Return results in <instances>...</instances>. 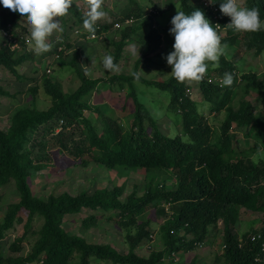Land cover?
I'll return each instance as SVG.
<instances>
[{
	"label": "trees",
	"instance_id": "obj_1",
	"mask_svg": "<svg viewBox=\"0 0 264 264\" xmlns=\"http://www.w3.org/2000/svg\"><path fill=\"white\" fill-rule=\"evenodd\" d=\"M213 2L215 4L209 0H172L168 10L153 6L147 12L137 1L127 0L121 16L113 17L111 23L103 28L97 22L92 28H85L83 20L86 15L72 3L65 16L61 17V38L51 36V48L40 54L41 57L27 49L24 36L30 33L27 25L20 23L23 18L8 11L0 15V34L5 35L0 45V69L25 80L26 77L20 75L18 66L26 61H36L40 65H34L32 73L39 75L41 69L43 71L53 65V61L46 62L45 57L56 56L58 65L75 68L82 82L75 93L66 94L56 80V75L44 70L43 77H34L33 81L40 80L44 92L52 100L50 110L22 111L14 132L10 136L0 133V163L5 165L3 173L0 171V184L15 169L14 176L24 195L23 202L0 224V240L3 233L13 225L15 215L22 206L27 211L28 221L35 214L41 215L45 220L42 236L32 254L26 258L11 259L5 258L0 252V264H68V259L74 253L79 255V264H91L93 258L99 262L112 261L113 264H166L167 261L175 264L177 255L196 252L207 247L209 242L213 244L209 230L213 226L217 231L219 221L225 227L220 243L225 263L264 264V225L261 229L251 230L243 235V240L238 239L232 229L238 212L264 214V159L254 161L250 156L251 153L264 149V113L257 114L252 104L245 99H240L237 106L230 103L239 90L244 96L253 90L264 100V80L259 79L255 72L239 77L237 62L229 61L223 56H220L219 67L212 69L209 66L198 82L204 101L211 106L210 111L225 112L223 122L220 126H215L201 112L202 105L192 99L191 86L187 81L177 82L170 77L158 82L138 76L128 78L116 75L88 79L82 76L76 65L78 52L70 62H65L62 58L63 51H59L61 46H71L79 37L90 38L96 35L98 38L104 29H112L117 23L124 24L130 20L131 25L124 29L121 41L115 44L116 53L111 67L119 60L125 39H139L147 33L143 61L152 64L153 58L148 56L162 43L161 33L155 27L157 16L170 12L179 3L180 11L191 13L194 9H200L213 26L215 23L221 25L224 30V33H219L222 44L235 47L242 41L245 50H255L257 55L263 54L264 27L256 32L242 33L241 37V33L226 27L230 23V17L221 13L219 0ZM245 7L258 9L260 19L264 21V0H245ZM167 26L171 28L172 25ZM77 30L83 32L72 37L71 34ZM225 73L233 75V83L221 86L219 81L223 80ZM134 81L154 86L165 93L168 104L164 113L173 117L176 126L174 136L160 129L155 114L138 97ZM115 85L128 91L127 97H119L118 101H114L124 110L117 119L99 114L101 116L96 117L97 124H93L92 113L100 112V108L91 102L93 92H103L114 97ZM38 90V86L31 89L34 93H38ZM0 92L10 94L4 89H0ZM130 101L132 108L127 111L126 106ZM87 112L91 114L88 115ZM59 122H62V129L56 132ZM43 126H48L43 132L52 134L56 143L62 146L61 152L64 149L74 154L71 160L79 158L85 165L95 163L112 170H142L151 175L166 172L174 176L176 188L168 189L164 183H158L154 190L147 191L141 198L133 192L127 202L121 200L123 190L116 186L112 189H98L93 194L82 192L73 196L64 192L60 196L51 195L45 202L33 200L29 195L27 175L17 167L14 156L18 149L19 154H24L27 159L34 154V147L28 148V144L33 134ZM71 128L80 135L75 140L66 141L65 131ZM246 129L244 138L247 140L244 144L248 143L251 147L238 151L235 148L240 138L238 130L242 132ZM51 146L54 147V144ZM163 201L169 202L172 207H161ZM149 204L159 206L157 212L167 215L168 220L162 228L165 231V247L158 252L155 250L147 258L134 251L139 241L129 242L130 250L127 254H121L114 248L88 245L79 237H70L60 226L66 215L76 219L75 215L83 214L84 210L113 209L119 211V218L127 216L133 219L136 213ZM147 228V224L141 226L140 238H149ZM15 247V244L12 245L13 249ZM196 263L197 260H192L190 264Z\"/></svg>",
	"mask_w": 264,
	"mask_h": 264
},
{
	"label": "rangeland",
	"instance_id": "obj_2",
	"mask_svg": "<svg viewBox=\"0 0 264 264\" xmlns=\"http://www.w3.org/2000/svg\"><path fill=\"white\" fill-rule=\"evenodd\" d=\"M133 1H137L140 7L148 12L153 9V6L168 10L172 0ZM240 2L245 7V0H240ZM72 3L81 8L82 12L86 15L88 11L86 0H72ZM126 5L127 0H102V10L105 12V15L96 22L101 24L102 28L105 27L107 23H111L113 17L121 16V10ZM178 10L180 11L179 3L170 9V12L157 16L155 27L161 33L162 43L155 52L150 53L148 56L153 58L152 64L143 61L147 42L146 37L149 34L147 33L139 39L134 37L125 39L123 52L114 67H111L116 53L115 44L121 41L122 32L131 25L130 20H127L124 24L117 23L112 29H104V32L98 38L96 35L90 36V38L79 37L72 42L71 46L66 44L61 46L59 51H63L62 58L65 62H70L75 57V53L78 52L79 56L76 59V65L82 76L88 79L110 78L116 75L128 78L138 76L148 81H166L171 77L169 74L172 71L171 67L167 64L166 57L173 51L174 44V37L170 34V27L167 25H171V19L176 15ZM4 11L7 10L0 4V15ZM59 19L61 26L63 19ZM22 20H20V23L25 25L22 23ZM82 32L83 30H77L71 36L79 35ZM60 33L61 27L52 36L56 37V39L61 38ZM4 36L3 33L0 34V45H2ZM240 36L242 37V33ZM24 37L27 49L33 50L30 34ZM50 40L51 37L49 38ZM221 56L229 61L237 62L239 77L248 72H255L259 79L264 80V53L257 55L255 50H245L243 42L240 41L235 47L227 46L225 53ZM106 57L111 58L110 67H105L104 60ZM45 61H49V63L53 61L52 67H46L44 70L46 73L56 75V80L61 84L64 93L73 94L80 88L82 82L75 68L68 66L60 67L56 56H47L45 57ZM216 63L218 64L217 67L221 65L220 58ZM34 65L39 66L40 64L36 61H26L18 66V71L21 76L26 77L25 80L18 79L12 72L0 69V89H4L5 92L10 93L6 95L0 92V133L5 136H10L17 128V118L22 111L36 109L46 112L53 105L50 97L44 92L40 80L38 82L33 81L34 77H43L45 73L41 69L39 75L33 74L32 69L35 67ZM217 67L211 68L215 69ZM187 83L191 86L192 99L196 100L199 105H202L201 112L208 117L212 125L220 126L225 118V112L216 113L215 111H210L211 106L203 99L200 83L198 81H187ZM243 83H246V81H243ZM134 84L140 100L145 102L155 114L154 117H157L160 129L166 134L174 136L176 126L173 117L171 118L169 114L164 113L168 104L165 93L154 86L144 85L139 81H134ZM219 84L225 86L223 80H220ZM35 86L39 88L38 93L31 91ZM113 91V94L116 95L114 97L103 92H93L91 102L100 108V112L94 111L92 113L93 124H97V116L103 115L117 119L121 115L124 108L117 105L114 101H118L119 97H127L128 91L116 85ZM260 98V95L253 90L249 91L248 95L245 96L239 90L233 100H230V103L237 106L240 99H245L252 104L257 114L264 113V100ZM129 108H132L131 101L126 106V110L130 111ZM86 114L90 115L91 112H87ZM45 127L48 126L39 128L38 132L33 134V138L28 144V148L30 146L34 147L33 155L27 159L24 154H19L18 149L14 156L17 167L27 175L30 186L29 195L33 200L45 202L51 195L60 196L64 192L73 196L79 195L82 192L93 194L98 189L106 187L112 189L116 186L122 188L123 194L121 200L127 202L133 192H136V196L141 198L147 191L154 190L158 183H164L168 189L176 188L177 184L174 176L166 172L151 175L142 170H112L95 163L85 165L82 163L84 161L79 158L71 160L70 158L73 159L74 154L71 151H64V149L61 152L62 146L56 143L52 134L43 132V130H46ZM61 129L62 122H59L56 126V132H59ZM238 131L240 132V138L235 148L241 151L242 149L251 147L248 143L244 144L247 140V138H244L246 137L247 129L242 132L241 130ZM78 135L80 133L75 132L74 128H71L65 131V140H75V137ZM38 143H41V145H38ZM52 144H54V147L51 146ZM240 144H242V147ZM250 156L254 161L264 159V149L253 152ZM4 167L5 165L0 163V171L2 170V173ZM15 172L14 169V172L9 173L7 178L0 184V224L4 223L9 214L16 209L15 207L23 202L24 195L19 189V183L14 176ZM163 205L166 208L172 207L169 202H161V207ZM158 208L159 206L156 207L154 204L146 205L136 213L133 219L127 218V216L119 218V211L113 209L105 211L102 209H98L97 211L84 210L83 214L75 215L76 219L66 215L61 220L60 226L70 237H79L88 245L111 247L121 254L128 253L130 250L129 242L139 241L134 247V251L141 257L147 258L155 250L158 252L165 247V231L162 228L166 224L168 216L157 212ZM19 210L15 215L13 225L3 233L0 240V252L5 258H26L32 254L34 247L42 236L44 218L39 214H35L33 219L28 221L29 218L25 207L22 206ZM91 216L96 217L87 221L82 220ZM145 224L148 225V231L146 232L150 236L149 238H140L141 226ZM263 225V213L241 211L238 212L232 229L236 237L243 240V235L248 234L251 230L256 231V229H261ZM211 228L209 230L211 235L210 241L213 244L209 242L207 247L204 246L196 252L177 255L175 257V264H190L192 260H197L196 264H227L222 258L223 254L220 249L221 238L225 229L224 224L222 221H219L217 231L213 229V226ZM14 244L16 245L15 249L12 248ZM68 261V264H79L80 258L78 253H74ZM91 264H113V262H99L96 258H93ZM166 264H171V262L167 261Z\"/></svg>",
	"mask_w": 264,
	"mask_h": 264
},
{
	"label": "clouds",
	"instance_id": "obj_3",
	"mask_svg": "<svg viewBox=\"0 0 264 264\" xmlns=\"http://www.w3.org/2000/svg\"><path fill=\"white\" fill-rule=\"evenodd\" d=\"M210 3L215 4L213 0ZM217 3V2H216ZM0 4L10 13L23 18L28 26L33 51L36 55L50 50L49 38L60 30V19L71 7L72 0H0ZM220 11L230 17L226 26L237 33H252L264 27L256 8L242 6L240 0H219ZM88 9L83 20L85 28H92L94 23L105 15L102 0H86ZM170 34L174 37L173 51L167 57V64L172 71L169 74L177 82L199 81L206 70L217 67L219 58L225 53L226 44H222L217 31L200 9L191 13L177 11L171 19ZM105 67L111 66V58L104 60ZM233 83V75L225 73L224 85Z\"/></svg>",
	"mask_w": 264,
	"mask_h": 264
},
{
	"label": "built area",
	"instance_id": "obj_4",
	"mask_svg": "<svg viewBox=\"0 0 264 264\" xmlns=\"http://www.w3.org/2000/svg\"><path fill=\"white\" fill-rule=\"evenodd\" d=\"M214 25H219L218 23H215ZM217 31H218V33H223V29L221 28V25H219L218 27H217Z\"/></svg>",
	"mask_w": 264,
	"mask_h": 264
}]
</instances>
